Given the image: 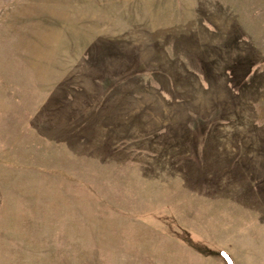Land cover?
<instances>
[{"label":"rangeland","instance_id":"374dc122","mask_svg":"<svg viewBox=\"0 0 264 264\" xmlns=\"http://www.w3.org/2000/svg\"><path fill=\"white\" fill-rule=\"evenodd\" d=\"M0 233L264 264V0H0Z\"/></svg>","mask_w":264,"mask_h":264},{"label":"crops","instance_id":"0c3cea01","mask_svg":"<svg viewBox=\"0 0 264 264\" xmlns=\"http://www.w3.org/2000/svg\"><path fill=\"white\" fill-rule=\"evenodd\" d=\"M28 235L5 236L0 233V264H44L43 258L49 257L50 250L41 244L34 245V238ZM38 241V240H37ZM6 242V243H3ZM7 258V263L3 262ZM37 258L34 261L32 258Z\"/></svg>","mask_w":264,"mask_h":264},{"label":"trees","instance_id":"16d2710c","mask_svg":"<svg viewBox=\"0 0 264 264\" xmlns=\"http://www.w3.org/2000/svg\"><path fill=\"white\" fill-rule=\"evenodd\" d=\"M224 259H225L226 262H229V260H228L229 258L228 257L224 258ZM227 264H230V263H227Z\"/></svg>","mask_w":264,"mask_h":264}]
</instances>
